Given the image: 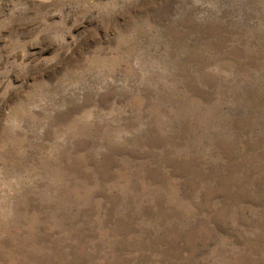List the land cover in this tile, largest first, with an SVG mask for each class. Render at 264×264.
Returning <instances> with one entry per match:
<instances>
[{
  "label": "rangeland",
  "instance_id": "374dc122",
  "mask_svg": "<svg viewBox=\"0 0 264 264\" xmlns=\"http://www.w3.org/2000/svg\"><path fill=\"white\" fill-rule=\"evenodd\" d=\"M0 264H264V0H0Z\"/></svg>",
  "mask_w": 264,
  "mask_h": 264
}]
</instances>
